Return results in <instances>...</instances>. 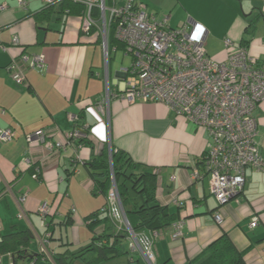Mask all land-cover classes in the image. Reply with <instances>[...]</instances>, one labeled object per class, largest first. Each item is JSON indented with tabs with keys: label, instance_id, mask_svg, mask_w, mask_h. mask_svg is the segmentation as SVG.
Instances as JSON below:
<instances>
[{
	"label": "crops",
	"instance_id": "1",
	"mask_svg": "<svg viewBox=\"0 0 264 264\" xmlns=\"http://www.w3.org/2000/svg\"><path fill=\"white\" fill-rule=\"evenodd\" d=\"M24 1L26 8L21 7L20 0H0V128L15 131L12 141H0V233L31 230L34 237L29 250L33 253H41L43 243L50 255L76 252L89 245L92 233L86 217L101 209L106 197L93 194L94 182L86 163L101 153L105 144L109 154L114 148L136 163L161 171L157 197L177 220L185 221L181 239H171L170 227L155 242L156 264L206 259L210 245L223 234L243 252L246 264H264V171L247 169L243 192L219 205L210 194L207 178H193L196 170L203 171L200 160L212 143L209 132L164 103L131 104L114 96L105 107L108 110L101 112L98 101L107 84L112 92L124 90L123 69L130 68L132 60L114 73L112 60L107 83L99 30L92 34L83 31L84 17L64 12L60 2L44 10L42 0ZM173 1L174 10L181 14L171 15V26L200 22L208 32L206 49L211 59L226 62L245 45L264 65V0H217L223 9L230 10L228 22L221 17L222 21L208 18L210 10L204 7L203 14H195L194 19L188 9L194 0ZM124 2L106 0L108 6H122ZM252 21L254 28L249 25ZM15 36L19 45L12 44ZM227 40L230 47L225 45ZM23 53L44 55L46 67L28 68L25 83L17 84L9 66ZM70 115L88 128L87 144H79L77 139L59 151H49L42 144L27 142V136L39 130H45L48 143L65 141L75 126ZM254 115L264 158V100ZM36 169L38 179L34 178ZM23 195L26 200L21 203ZM45 203L51 215L43 226L39 210ZM216 214L221 222L216 221ZM254 218H258L256 226H252ZM46 255L42 260L51 259ZM123 256L128 260L109 263L138 264L135 260L139 256L130 253L115 259ZM12 258L7 253L0 261L12 264Z\"/></svg>",
	"mask_w": 264,
	"mask_h": 264
},
{
	"label": "built area",
	"instance_id": "2",
	"mask_svg": "<svg viewBox=\"0 0 264 264\" xmlns=\"http://www.w3.org/2000/svg\"><path fill=\"white\" fill-rule=\"evenodd\" d=\"M60 1L42 0V3L51 6ZM72 1L86 7L83 31L89 32L96 27L100 32L107 83L112 25L116 39L125 47V55L132 58L131 67L123 69L126 74L124 90L112 92L107 84L105 94L98 101L99 110H108L105 107L114 96L131 104L164 103L178 116L206 129L212 143L202 162L203 171L196 170L193 178L195 181L207 178L210 194L219 205L237 199L243 192L247 169L264 171L254 115L258 104L264 100V65L258 63L245 46L238 47L226 62L214 61L206 49V27L191 20L173 27L168 16L160 19L135 0H126L122 6H108L106 0ZM20 5L26 8L27 4L20 0ZM95 9L99 11L98 18L94 17ZM12 44H20L17 36ZM225 45L230 47L231 41L227 40ZM1 48L7 50L5 45ZM45 67L44 55L23 53L12 60L9 72L15 83L24 84L28 68L43 70ZM70 120L75 126L65 141L48 143L45 130L28 135L26 140L30 144H43L49 151H59L87 134L88 128L77 124V116L70 115ZM14 138L13 129L0 128L1 142ZM38 173L36 169L34 178L38 179ZM111 178L107 200L110 218L119 231L128 234L129 252L142 258L145 264H156L155 242L162 232L154 230L142 234L134 231L126 217L113 173ZM25 200L26 195H23L20 202ZM39 213L45 226L50 215L49 205L41 206ZM215 219L222 220L219 214ZM257 222L258 218H254L252 226ZM171 227L172 240L184 236V220L174 221ZM46 251L47 245L43 243L42 252L51 257Z\"/></svg>",
	"mask_w": 264,
	"mask_h": 264
},
{
	"label": "trees",
	"instance_id": "3",
	"mask_svg": "<svg viewBox=\"0 0 264 264\" xmlns=\"http://www.w3.org/2000/svg\"><path fill=\"white\" fill-rule=\"evenodd\" d=\"M135 1L137 4H143L142 0ZM59 4L64 12L69 11L83 17L86 13V7L82 3L61 0ZM54 5H44V10H49ZM93 14L95 18L99 17L97 9ZM249 25L254 28L256 23L252 21ZM97 30L96 27H92L89 32L92 34ZM109 44L112 48L111 53L124 52L125 50L124 45L115 37L113 25L109 33ZM111 53L109 62H111ZM77 124L81 126V120ZM77 142L79 144L88 143L87 138L79 139ZM102 147L101 153L93 155L86 163L94 182L93 194L106 197L104 206L86 217V223L92 233L90 244L79 248L76 252L66 250L51 254V259L42 260L44 256H47L44 252L33 253L29 250L31 238L34 237L32 231L15 230L6 235L0 233V256L11 254L12 264H40L41 261H43L42 264H106L117 257L130 253L128 246H124L125 242L128 244V234L117 229L107 209L108 194L112 187V173L126 217L136 233L149 234L154 230L163 232L171 227L172 223L177 220V216L157 197L158 179L161 171L136 163L128 154L114 148H112L111 162L106 145L102 144ZM205 154L200 160L201 164ZM208 252L210 254L206 259L198 257L187 261L186 264H246L243 252L236 248L227 234L221 235L213 242ZM31 255L33 258H30ZM25 261L27 263H21ZM135 261L138 264H145L139 257Z\"/></svg>",
	"mask_w": 264,
	"mask_h": 264
},
{
	"label": "rangeland",
	"instance_id": "4",
	"mask_svg": "<svg viewBox=\"0 0 264 264\" xmlns=\"http://www.w3.org/2000/svg\"><path fill=\"white\" fill-rule=\"evenodd\" d=\"M142 1L146 9L151 10L154 13H156L158 18L160 19H163L168 16L170 22L173 23V20L171 19V15L172 17L174 16L178 17L181 14L179 10H174L173 0H142ZM182 1H185V0H182ZM203 7L210 10L208 14V18L215 20V21H218V20L222 21L220 20V17H221L223 18L224 22L231 21L232 15H231L230 10L228 11L226 9H223L220 6V4L217 2V0H194V6L193 7L188 6V9L191 11L192 13L191 16L194 18L195 14L196 15L201 14V13L203 14ZM131 60L132 58L130 56L125 57L122 51L112 52L111 53V61H112L111 72L114 73L116 70L121 68L122 65H124V67L130 65ZM124 246L125 247L128 246L127 242H125ZM113 260L122 261V260H128V258L126 256L125 257L123 256L121 258L113 259ZM106 264H116V263L107 262Z\"/></svg>",
	"mask_w": 264,
	"mask_h": 264
},
{
	"label": "clouds",
	"instance_id": "5",
	"mask_svg": "<svg viewBox=\"0 0 264 264\" xmlns=\"http://www.w3.org/2000/svg\"><path fill=\"white\" fill-rule=\"evenodd\" d=\"M156 15V14H155ZM80 120V119H79ZM110 161L112 162V156L110 155ZM131 254V253H130ZM133 255V254H132Z\"/></svg>",
	"mask_w": 264,
	"mask_h": 264
}]
</instances>
